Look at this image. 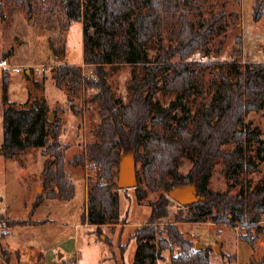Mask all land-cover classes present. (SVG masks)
Segmentation results:
<instances>
[{
	"label": "trees",
	"instance_id": "obj_1",
	"mask_svg": "<svg viewBox=\"0 0 264 264\" xmlns=\"http://www.w3.org/2000/svg\"><path fill=\"white\" fill-rule=\"evenodd\" d=\"M204 1L0 0L3 21L8 19L7 8L18 7L31 19L43 16L50 21L57 17L61 34L73 23H83L84 64L93 67V75L84 74L81 66L63 61L53 76L60 88L67 81L97 91L94 101L99 103L101 115V123L95 130L97 139L73 158L75 165L88 163L96 171V180L90 182L83 222L96 227L111 221L118 223L120 195L115 179L125 157L141 164L134 187L136 197L144 200L149 191L160 192L151 204L147 221L137 226L133 234L137 248L132 264H159L163 252L173 245L182 250L180 256L173 257L175 263L209 264L208 248L194 251L178 225L167 222L175 201L170 192L175 188L195 186L200 196L194 204L177 202L190 210L185 222L211 221L232 227H255L257 235L262 232L259 223L264 215V181L255 187L241 182L236 195L211 190L209 181L219 159L230 161L231 177L245 171L257 172L264 162L261 132L249 130L245 123L250 112L264 109V62L246 63L242 69L234 66L235 78L223 76L218 92L194 114L186 108L185 114L178 117L175 101L165 106L156 99L160 91L176 93L181 104L203 88V64H191L190 60L198 52L210 53V41L226 19V13L221 11L197 22L192 20L190 15ZM255 1L253 20L259 22L264 16V0ZM155 41L159 53L152 59L149 51ZM63 53L64 47L58 54ZM119 64H131L133 69L127 101L116 98L108 82L106 65ZM9 82V77L4 76L0 153L12 158L33 147L43 148V154L49 156L43 170L44 184L56 185L47 198L70 200L75 194V184L64 174L67 147L60 142L62 124L56 111L51 120L47 100L35 99L29 107L11 106ZM230 142L236 146L227 152L223 146ZM253 143L257 144L255 150ZM184 158L193 163L187 174L180 171ZM44 200L43 195L38 196L33 212ZM42 222L45 221L34 224ZM5 223L7 227H15L31 222L12 219ZM161 224L164 228H160ZM163 233L167 236L162 237ZM250 236L248 232L242 238L253 245ZM1 254L8 255L5 250ZM260 264H264V259Z\"/></svg>",
	"mask_w": 264,
	"mask_h": 264
},
{
	"label": "rangeland",
	"instance_id": "obj_2",
	"mask_svg": "<svg viewBox=\"0 0 264 264\" xmlns=\"http://www.w3.org/2000/svg\"><path fill=\"white\" fill-rule=\"evenodd\" d=\"M255 4V0H205L202 6L196 8L190 15L195 22L221 11L226 13L223 26L210 41V53L198 52L190 60L191 64H203V88L181 104L176 93L160 91L156 99L165 106L175 101L178 117L185 114L186 108L194 114L218 92L223 76L235 78L232 71L234 66L242 69L246 63L264 62V16L259 22L253 20ZM6 11L8 19H0V62L7 60L13 67L5 69L0 66V148L5 107L3 77L8 76L11 106L29 107L33 100L38 99L48 101L51 115L56 111L62 124L60 142L67 147L64 152L67 163L64 174L74 179L70 182L74 181L75 194L66 201L47 198L56 185L44 184L43 170L49 156L43 154V148L26 150V160L19 158L20 154L7 158L0 153V248L8 254H1V258L4 261L8 258V264H132L137 248L133 234L138 225L147 221L151 204L158 199L160 192L149 191L146 199L139 200L134 187H118V174L115 188L124 198L123 215H120L118 223L111 221L96 227L83 222L90 182L96 180V171L88 163L73 164V158L97 139L95 130L101 123L99 103L94 101L97 91L84 84L74 86V82L67 81L60 88L53 77L56 67L63 61L70 65L83 62V23L75 22L66 33L61 34L57 17L50 21L43 16L31 19L18 7L7 8ZM60 35H63L62 38ZM165 40V44H168ZM51 42H54V46ZM63 47L64 53L59 55ZM10 50H13L11 54ZM158 53V41H155L150 46L149 54L155 59ZM63 56L64 60H61ZM18 67L20 71L17 72ZM81 67L84 74L93 75L92 66ZM106 69L114 96L127 101L133 73L131 64L106 65ZM27 70H30L29 73ZM139 73L142 76L141 70ZM51 120H54V115ZM245 123L249 130H260L264 139V109L250 112ZM235 146L236 143L230 142L223 149L228 152ZM256 146V143L252 144L254 150ZM192 165L189 158H184L180 171L187 174ZM136 166L141 168L140 163ZM229 166L228 160L217 161L209 181L211 190L236 195L241 190V182H249L255 187L264 181V162L259 164L257 172L245 171L237 177L228 174ZM39 195H43L45 200L33 212ZM189 214L187 207L173 201L167 222L178 225L184 237L191 241L194 251L208 248L209 264H260L264 259V215L259 223L262 232L257 235L255 227H232L211 221L185 222ZM12 219L31 223L5 226V222ZM34 221L45 222L34 224ZM160 228H164L163 224ZM248 232L254 239L253 245L242 238ZM166 236L163 233L162 237ZM197 244L203 247L197 249ZM181 253L180 247L173 245L171 250L163 252L164 257L159 264H193L175 263L173 257Z\"/></svg>",
	"mask_w": 264,
	"mask_h": 264
},
{
	"label": "water",
	"instance_id": "obj_3",
	"mask_svg": "<svg viewBox=\"0 0 264 264\" xmlns=\"http://www.w3.org/2000/svg\"><path fill=\"white\" fill-rule=\"evenodd\" d=\"M61 60H64V56ZM51 118H53V115H51ZM117 184L119 188H129L137 185V166L135 160L131 157H125L122 160ZM170 196L179 204H194L200 200L195 186L175 188L170 192ZM202 247L201 244L196 245L197 249Z\"/></svg>",
	"mask_w": 264,
	"mask_h": 264
},
{
	"label": "crops",
	"instance_id": "obj_4",
	"mask_svg": "<svg viewBox=\"0 0 264 264\" xmlns=\"http://www.w3.org/2000/svg\"><path fill=\"white\" fill-rule=\"evenodd\" d=\"M83 52H84V50H83ZM84 58V57H83ZM78 66H85V64H84V59H83V62L82 63H80V64H78ZM29 71L30 70H27V73H29ZM26 151L25 152H23L22 154H20L18 157L19 158H22V159H24L25 158V156H26ZM17 157V158H18ZM24 160H26V159H24ZM74 164V163H73ZM21 167H23L22 165H21ZM66 168H67V163H66V166H65V172H66ZM66 177H67V179L69 180V181H71V179L70 178H68V176H67V173H66ZM72 180H74V179H72ZM74 182V181H73ZM123 200H124V198H123V196H121L120 195V215H121V217H122V204H123ZM151 208H150V214H151ZM150 215L148 214V216H147V218L149 217ZM93 226V225H92ZM139 226V225H138ZM137 228V227H136ZM2 250H5V249H2ZM1 248H0V264H8L6 261H4V260H2V258H1Z\"/></svg>",
	"mask_w": 264,
	"mask_h": 264
},
{
	"label": "built area",
	"instance_id": "obj_5",
	"mask_svg": "<svg viewBox=\"0 0 264 264\" xmlns=\"http://www.w3.org/2000/svg\"><path fill=\"white\" fill-rule=\"evenodd\" d=\"M0 66H2V67L5 68V69H9V68L13 67V66H11V65L7 62V60H2V61L0 62ZM16 71H17V72L20 71L19 67L16 68Z\"/></svg>",
	"mask_w": 264,
	"mask_h": 264
}]
</instances>
